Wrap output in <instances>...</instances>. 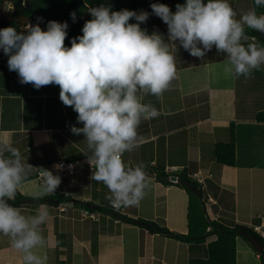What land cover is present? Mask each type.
Listing matches in <instances>:
<instances>
[{
    "label": "crops",
    "instance_id": "0c3cea01",
    "mask_svg": "<svg viewBox=\"0 0 264 264\" xmlns=\"http://www.w3.org/2000/svg\"><path fill=\"white\" fill-rule=\"evenodd\" d=\"M230 2L237 15L245 5L247 11L254 9L251 0ZM12 6L8 0H0L3 14L8 15ZM40 26L46 30L42 23ZM158 28H163L158 32L167 42L166 24L144 29L152 33ZM244 43H255V39L248 37ZM184 53L186 57L181 63L176 62L177 76L169 88L160 96H145L144 102L154 105L159 114L142 120L138 146L123 157L128 165L142 164L148 169L145 195L135 205L115 206L108 188L92 180L90 174L61 180L54 192L37 190L36 184L38 187L40 184L35 174L40 168L46 169L62 157H86L88 149L83 134L70 131L72 125H83L77 123L78 113L60 100L58 85L36 89L31 83H20L18 74L8 68L9 57L0 50V139L11 140L24 160L36 167L29 174L30 182L18 192L25 197L50 198L59 194L71 198L60 205L51 200L47 204L50 216L42 226L45 244L38 249L47 257L46 264H193L205 258L206 246L215 236L207 238L204 245L184 243L152 235L83 206L87 202L112 208L132 218L163 223L169 230L186 235L187 191L177 185L179 182L164 184L152 172H167L171 167L192 181L194 174L204 179L202 187L217 220L227 213L226 217L233 218L231 223L249 228L264 225V161L259 160L264 159V152L260 156L253 146L254 135L264 132V123L257 120V114L264 112V87L259 89L263 96L254 95L258 78L260 87L264 81V65L240 82L239 77L227 71L230 66L227 58L224 54L219 58L215 47L203 58L193 57L186 50ZM232 127L237 143L234 167L215 160L216 145L230 141ZM46 145L50 147L47 149ZM39 205L21 208L30 215ZM86 211L94 217L85 215ZM242 215L248 219H242ZM250 253L253 256L255 252L248 247L240 250L237 244V264H260V256L255 253L253 260ZM6 263L22 264V253L12 247L9 238L0 237V264Z\"/></svg>",
    "mask_w": 264,
    "mask_h": 264
},
{
    "label": "clouds",
    "instance_id": "9594fccd",
    "mask_svg": "<svg viewBox=\"0 0 264 264\" xmlns=\"http://www.w3.org/2000/svg\"><path fill=\"white\" fill-rule=\"evenodd\" d=\"M254 4L264 7V0ZM151 9L168 27L167 42L158 31L149 33L141 27L149 19L148 11H114L106 5L88 9L92 19L85 22L82 35L71 39L70 47L65 45L66 21H48L46 30L39 22L29 23L20 32L13 26L0 29V50L9 57L8 68L18 74L20 83H31L36 89L58 85L62 103L78 113L77 123L83 126L72 125L70 131L83 134L91 179L108 188L115 206L135 205L145 195L144 165H128L123 157L138 146L142 120L159 114L154 105L144 102L145 96H160L177 76L171 42L197 58L215 47L226 56L227 71L237 77L248 78L264 65V45L244 43L246 28L264 32V13L253 9L237 19L230 0H186L176 5L175 12L166 4L153 3ZM71 18L75 22V12ZM133 19L136 23L130 22ZM63 167L54 165L57 171ZM34 168L11 140L0 139V237L9 238L22 253V264H46L47 260L38 251L45 244L42 226L50 216L47 203L30 215L10 203L21 186L30 182ZM40 169L41 191H56L61 176ZM169 181L173 182L172 177Z\"/></svg>",
    "mask_w": 264,
    "mask_h": 264
},
{
    "label": "trees",
    "instance_id": "16d2710c",
    "mask_svg": "<svg viewBox=\"0 0 264 264\" xmlns=\"http://www.w3.org/2000/svg\"><path fill=\"white\" fill-rule=\"evenodd\" d=\"M12 3L13 13L19 15H25L31 18H42V24L47 25L48 21L67 22L69 24L68 37L65 40V45L71 46V39L82 35V28L86 21L91 20L92 16L87 14L90 7H98L101 5L111 6L114 11H120L122 9H136L152 12L151 4L163 3L168 5L173 12L176 11L177 4H184L186 0H8ZM253 8L258 13H264V7L257 8L254 4V0H251ZM76 13L75 22L71 18V13ZM7 15L0 12V19ZM136 23L135 19L130 21ZM165 24L161 18L157 20H147L141 27L144 29L146 26H157ZM16 22L6 23L3 27L13 26L16 27ZM246 35L253 37L255 43L264 45V33L257 30L246 28ZM257 120L264 123V112L257 114ZM75 160V159H68ZM215 160L218 164L234 167L237 164V143L235 137V131L232 127L231 139L226 143H219L215 147ZM148 172V169H145ZM157 179L166 185L174 184L169 181L173 174H168L163 171H152ZM180 180H190L185 174L181 173L176 175ZM35 174V178H36ZM200 188L202 197L194 195L184 184L177 183L179 187L186 190L189 196L188 203V233L182 235L180 233L173 232L166 228L163 223H157L151 220H145L141 218H132L112 208L95 205L93 203L84 202L83 206L88 208V211H97L105 216H110L114 220H118L122 223L130 224L141 228L149 232L152 235H162L172 239H175L184 243H193L196 245H204L207 238L215 236L216 239L207 244V254L205 258L199 260L197 264H237V244L239 238H244L241 233H249L253 237L257 238L264 245V239L257 235L252 228L235 223L224 224L220 220L214 218L211 213L209 204V198L206 196L203 187L192 181ZM207 199V200H206ZM49 200L56 202L57 205L70 201L71 198L65 195L56 194L50 198H34L25 197L17 192L15 199L10 201L16 207H24L30 205H38L42 203H49ZM210 229V230H209ZM209 230V231H208ZM245 239V238H244ZM246 240V239H245ZM247 241V240H246ZM248 242V241H247ZM252 249L260 256V264H264V252L259 254L258 251L251 245ZM9 264V263H6Z\"/></svg>",
    "mask_w": 264,
    "mask_h": 264
},
{
    "label": "rangeland",
    "instance_id": "374dc122",
    "mask_svg": "<svg viewBox=\"0 0 264 264\" xmlns=\"http://www.w3.org/2000/svg\"><path fill=\"white\" fill-rule=\"evenodd\" d=\"M235 9V8H234ZM239 12H240V14H238L237 15V19H239L243 14H245L246 12H248L247 11V6L245 5V6H243V7H241V11L239 10ZM159 29V28H158ZM156 31H162L163 30V28H160L159 30H157V29H155ZM171 47L172 48H174L175 49V58H176V62L177 63H181V61L186 57V55H185V53H184V49L179 45V43L178 42H171ZM219 58H221V57H224V55H223V53H219ZM244 76H239V81L241 82V81H243L244 80ZM256 82H257V84H256ZM255 82V87H254V89L256 90L255 92H254V95H259L260 97H261V95L263 96V91H260L259 89H262L263 87H264V81H262V83H261V87L259 86L260 85V82H259V78H258V80ZM263 90H264V88H263ZM262 131H264V129H262ZM254 145L253 146H255V147H257L258 148V150H259V155L261 156L262 154H263V152H264V132H261V133H259V136H256V135H254V143H253ZM46 147H47V149L50 147L49 145H46ZM81 158H83V157H81ZM80 159V158H79ZM259 160H262V161H264V159L263 158H261V159H259ZM258 159H255V161L256 162H258V163H260V161H259ZM261 164V163H260ZM84 174L83 175H85V176H89V172L88 171H86V172H83ZM174 174L175 175H179V171H176V172H174ZM61 180H63V181H69L68 179H61ZM36 186H37V190H40L41 191V187L39 186L38 187V185L36 184ZM207 200V199H206ZM226 200V199H225ZM210 205V204H209ZM211 210L213 211L214 210V208H212L211 207ZM214 213V212H213ZM226 214L227 213H223L220 217H222V219H220V221L221 222H223L224 224H230L231 222H233L232 220H233V218L232 217H226ZM187 215H188V213H187ZM242 219H248V216H246V217H244L243 215H242V217H241ZM187 222H188V218H187ZM248 223H249V221H247ZM238 246H239V249L241 250V248L242 247H248L249 249H252V247H251V243L250 242H247L244 238H239L238 239ZM255 252V251H254ZM256 254H257V252H255ZM255 253H253V256H252V254L250 253V256L249 257H253L252 259L254 260V256H255ZM206 254H207V252H206ZM204 258V257H203ZM193 264H197V262H195V263H193ZM251 264H255V263H251Z\"/></svg>",
    "mask_w": 264,
    "mask_h": 264
},
{
    "label": "water",
    "instance_id": "95a60500",
    "mask_svg": "<svg viewBox=\"0 0 264 264\" xmlns=\"http://www.w3.org/2000/svg\"><path fill=\"white\" fill-rule=\"evenodd\" d=\"M133 11H136L137 13H139V10L136 9H132ZM150 16L148 20H157L160 19L159 17H157L156 15L152 14V12H149ZM87 14H90L89 12ZM9 22H16V29L18 32L21 31V28L25 25H28L29 23H31L32 25H35L36 23H42L41 19L38 18H31L25 15H19L13 12H10L7 16L3 17L0 19V27L4 26L6 23ZM264 33V32H262ZM151 175V173H149ZM172 180L174 182H180L182 184H184L194 195H196L197 197H202V194L200 192V188L195 185L192 181L189 180H180L177 177H172ZM241 235L248 241L251 243V245L258 251L259 254H262L264 252V245L261 243V241H259L257 238L253 237L252 235H250L249 233H245L242 232Z\"/></svg>",
    "mask_w": 264,
    "mask_h": 264
},
{
    "label": "built area",
    "instance_id": "2783aa9c",
    "mask_svg": "<svg viewBox=\"0 0 264 264\" xmlns=\"http://www.w3.org/2000/svg\"><path fill=\"white\" fill-rule=\"evenodd\" d=\"M56 164H62L64 167L61 170L57 171V169L54 168V165H56ZM46 169L53 171L54 174L60 175L61 179H68V180H71L72 178H74L78 174H81V173L86 172V171L89 172L91 177L93 174V170L87 161V157H84L81 159H76V160H68V159L62 157L55 164L47 167ZM167 171H168V173H172V172H175L176 169H175V167H172V168L168 169ZM39 172L37 173V179H38L39 183L41 184ZM192 177L195 180H197V182L200 184H202L204 182L203 179H201V178L199 179L198 174H194ZM89 214L90 213L88 211L85 212V215H89ZM90 216L94 217L93 214H90ZM255 231L257 233H261L264 235V226L263 227H261V226L255 227Z\"/></svg>",
    "mask_w": 264,
    "mask_h": 264
}]
</instances>
